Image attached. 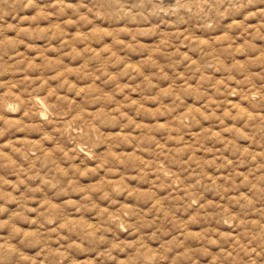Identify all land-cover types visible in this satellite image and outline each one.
Masks as SVG:
<instances>
[{
	"label": "rangeland",
	"instance_id": "1",
	"mask_svg": "<svg viewBox=\"0 0 264 264\" xmlns=\"http://www.w3.org/2000/svg\"><path fill=\"white\" fill-rule=\"evenodd\" d=\"M0 264H264V0H0Z\"/></svg>",
	"mask_w": 264,
	"mask_h": 264
},
{
	"label": "clouds",
	"instance_id": "2",
	"mask_svg": "<svg viewBox=\"0 0 264 264\" xmlns=\"http://www.w3.org/2000/svg\"><path fill=\"white\" fill-rule=\"evenodd\" d=\"M248 2H249V3H251V2H252V0H248Z\"/></svg>",
	"mask_w": 264,
	"mask_h": 264
}]
</instances>
